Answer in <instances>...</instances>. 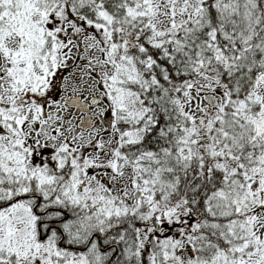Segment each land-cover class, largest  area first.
Wrapping results in <instances>:
<instances>
[{"label":"snow or ice","instance_id":"1","mask_svg":"<svg viewBox=\"0 0 264 264\" xmlns=\"http://www.w3.org/2000/svg\"><path fill=\"white\" fill-rule=\"evenodd\" d=\"M0 264H264V0H0Z\"/></svg>","mask_w":264,"mask_h":264}]
</instances>
